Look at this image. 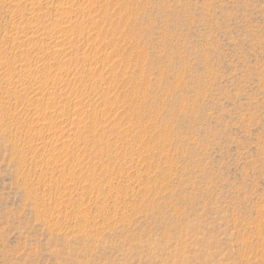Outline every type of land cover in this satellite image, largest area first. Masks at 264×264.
I'll list each match as a JSON object with an SVG mask.
<instances>
[{
  "label": "rangeland",
  "instance_id": "1",
  "mask_svg": "<svg viewBox=\"0 0 264 264\" xmlns=\"http://www.w3.org/2000/svg\"><path fill=\"white\" fill-rule=\"evenodd\" d=\"M0 264H264V0H0Z\"/></svg>",
  "mask_w": 264,
  "mask_h": 264
},
{
  "label": "bare ground",
  "instance_id": "2",
  "mask_svg": "<svg viewBox=\"0 0 264 264\" xmlns=\"http://www.w3.org/2000/svg\"><path fill=\"white\" fill-rule=\"evenodd\" d=\"M91 1H92V0H91ZM71 6H72V5H71ZM69 7H70V6H69ZM73 7H74V6H73ZM73 7H70V8L72 9ZM67 9H68V8H67ZM76 9H77V8H76ZM79 9H80V8H79ZM77 10H78V9H77ZM72 12H73V10H72ZM81 12H82V11H81ZM81 12H80V13H81ZM82 15H83V14H82ZM79 19H80V18H79ZM83 19L85 20V18H83ZM91 20H92V19H91ZM53 34H54V33H53ZM56 34H57V32H56ZM59 36H60V35H59ZM51 37H53V35H52ZM56 38H58V37H56ZM74 44H75V43H74ZM56 45L58 46V45H60V44H56ZM60 47H61V46H60ZM57 48H59V47H57ZM57 48H55V49L57 50ZM59 49H60V52H61V48H59ZM56 50H55V51H56ZM58 51H59V50H58ZM57 53H58V52H57ZM51 73H52V72H51ZM27 74L30 75L29 73H27ZM31 74H33V73L31 72ZM53 74H55V72H54ZM39 81H40V79H39ZM46 82H47V81H46ZM37 83H38V82H37ZM42 84H43V83H42ZM46 84H47V83H46ZM48 84H49V83H48ZM38 85H39V86H37L36 89H38V92H39L40 88H42V87L44 88V86L41 87L40 84H38ZM46 87H47V86H46ZM48 88H50V87H48ZM36 89H34V90L37 91ZM66 108H67V107H66ZM66 108H65V109H66ZM81 112H82V111H81ZM79 115H80V114H79ZM81 120H82V119H81ZM84 120H85V119H84ZM78 122H79V121H78ZM80 123H81V122H80ZM83 123H84V122H83ZM85 126H86V125H85ZM73 127H74V126H73ZM81 127H82V126H81ZM57 128H58V127H57ZM73 130L75 131V129H73ZM80 131H81V130H80ZM76 133H78V132H76ZM73 134H74V132H73ZM79 136H80V135H79ZM79 136H78V137H79ZM74 139H75V138H74ZM57 141H59V140H56V142H57Z\"/></svg>",
  "mask_w": 264,
  "mask_h": 264
}]
</instances>
